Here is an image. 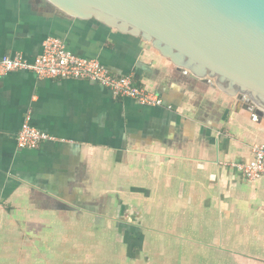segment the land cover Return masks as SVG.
Segmentation results:
<instances>
[{
    "label": "crops",
    "instance_id": "obj_1",
    "mask_svg": "<svg viewBox=\"0 0 264 264\" xmlns=\"http://www.w3.org/2000/svg\"><path fill=\"white\" fill-rule=\"evenodd\" d=\"M49 36L164 104L87 79L1 77L0 264H264V177L232 166L264 143V119L127 34L0 0L1 55L34 60ZM27 117L54 139L20 148Z\"/></svg>",
    "mask_w": 264,
    "mask_h": 264
},
{
    "label": "water",
    "instance_id": "obj_2",
    "mask_svg": "<svg viewBox=\"0 0 264 264\" xmlns=\"http://www.w3.org/2000/svg\"><path fill=\"white\" fill-rule=\"evenodd\" d=\"M156 49L264 119V0H41Z\"/></svg>",
    "mask_w": 264,
    "mask_h": 264
},
{
    "label": "built area",
    "instance_id": "obj_3",
    "mask_svg": "<svg viewBox=\"0 0 264 264\" xmlns=\"http://www.w3.org/2000/svg\"><path fill=\"white\" fill-rule=\"evenodd\" d=\"M33 71L40 78L87 79L109 89L118 97H128L144 106H161L162 97L156 92L135 83L131 75L112 73L97 58H85L71 51L63 39L47 37L42 52L34 60L21 53L14 56L0 54V78L13 72ZM54 137L34 127L27 117L17 135V143L23 149H36L40 144ZM249 181L264 177V143H254L251 158L245 163H233Z\"/></svg>",
    "mask_w": 264,
    "mask_h": 264
}]
</instances>
